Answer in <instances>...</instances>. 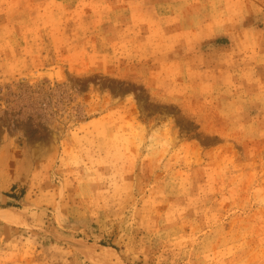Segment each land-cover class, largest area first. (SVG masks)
Here are the masks:
<instances>
[{"label":"rangeland","instance_id":"1","mask_svg":"<svg viewBox=\"0 0 264 264\" xmlns=\"http://www.w3.org/2000/svg\"><path fill=\"white\" fill-rule=\"evenodd\" d=\"M0 264H264V0H0Z\"/></svg>","mask_w":264,"mask_h":264}]
</instances>
